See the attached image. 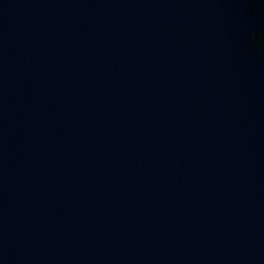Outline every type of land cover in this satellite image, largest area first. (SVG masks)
Wrapping results in <instances>:
<instances>
[{"label":"water","instance_id":"water-1","mask_svg":"<svg viewBox=\"0 0 264 264\" xmlns=\"http://www.w3.org/2000/svg\"><path fill=\"white\" fill-rule=\"evenodd\" d=\"M0 264H264V0H0Z\"/></svg>","mask_w":264,"mask_h":264}]
</instances>
